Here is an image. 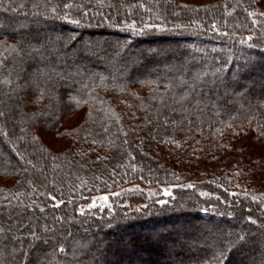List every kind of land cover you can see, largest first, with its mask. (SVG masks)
I'll return each instance as SVG.
<instances>
[{
  "label": "trees",
  "instance_id": "trees-1",
  "mask_svg": "<svg viewBox=\"0 0 264 264\" xmlns=\"http://www.w3.org/2000/svg\"><path fill=\"white\" fill-rule=\"evenodd\" d=\"M0 113V264H264V0H0Z\"/></svg>",
  "mask_w": 264,
  "mask_h": 264
},
{
  "label": "rangeland",
  "instance_id": "rangeland-1",
  "mask_svg": "<svg viewBox=\"0 0 264 264\" xmlns=\"http://www.w3.org/2000/svg\"><path fill=\"white\" fill-rule=\"evenodd\" d=\"M179 187L180 185L141 186L139 184H132L116 191L95 193L88 197L87 201L80 207V210L84 211L93 208L102 209L105 207H110L116 198H126L129 193L139 190L143 191L148 199H157L158 202L163 203L174 197L175 190ZM122 203L126 204V200H123Z\"/></svg>",
  "mask_w": 264,
  "mask_h": 264
},
{
  "label": "snow or ice",
  "instance_id": "snow-or-ice-1",
  "mask_svg": "<svg viewBox=\"0 0 264 264\" xmlns=\"http://www.w3.org/2000/svg\"><path fill=\"white\" fill-rule=\"evenodd\" d=\"M3 113H0V115H2ZM61 251H63V249H61Z\"/></svg>",
  "mask_w": 264,
  "mask_h": 264
}]
</instances>
